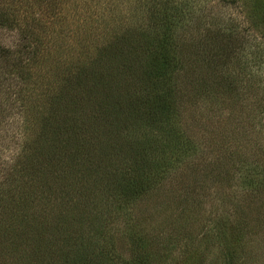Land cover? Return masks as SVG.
<instances>
[{
	"label": "trees",
	"instance_id": "trees-1",
	"mask_svg": "<svg viewBox=\"0 0 264 264\" xmlns=\"http://www.w3.org/2000/svg\"><path fill=\"white\" fill-rule=\"evenodd\" d=\"M122 1L129 2L128 7H136L135 12L142 8L144 13L139 14L144 16H132L130 10L125 14L112 13L107 6V11L94 17V13L82 10L88 6L87 0H74L73 12H61L63 0H0V33L9 32L16 37L14 45L6 47L0 43V129L14 130L6 133L10 142H14L11 137L16 133L24 138L21 154H16L13 168L3 176L2 181L9 183H0V264H119L120 256L104 252L98 242L80 232L82 223L79 230L78 226L72 228L81 210L95 213L91 205L78 203V207L82 206L80 211L76 203L72 208L68 206L70 171L75 169L81 183H85V176L96 175L99 184L103 175L113 186L103 188L111 192L112 201L136 200L144 191L150 195L165 183L180 180L181 172L196 165L192 157L195 153L213 157L217 147L231 150L226 147L230 138L245 139L250 145L247 151L234 152L241 163L234 171L231 165L225 182L235 193H241V202L247 208L255 206L264 214V150L261 143H250L252 139L264 138V97L257 108L254 105L256 114L253 111L245 117L246 125L215 127L212 135L205 138L191 131L198 122L197 116L190 120L185 117L187 104L192 106L196 103L192 100H198L190 91V83H197L210 96L200 105L216 104L213 100L217 98L224 103L247 82L245 74L240 73L241 79L236 69L243 67L245 51L264 60V0ZM51 7L53 12L48 11ZM104 21L112 23V31H118V36L103 48L93 47L92 54L83 50L84 59L92 60L93 66L82 77L70 78L73 69L70 63L64 64L70 67L68 74L66 69L61 70V82L52 88L54 81L45 78L47 74L39 75L46 64L37 63L47 58L65 62L73 45L87 46L79 31L90 38ZM249 29L261 34L262 43H252ZM120 44L125 45L123 51ZM101 61L105 66L97 69ZM117 76L121 79L116 89L132 84L131 94L127 92L128 96L119 103L122 120L115 121L116 118L113 121L117 125L108 127L124 134L119 164L110 167L99 158L97 162H89L92 157L85 159V152L97 150L96 140L102 134L98 125L88 126L96 129L90 138L89 128L84 135L80 133L83 128L77 126L62 145H55L52 129L59 122L50 121L66 116L63 110L67 112L68 107L78 108L89 98L88 91L116 83ZM178 78L182 80L177 90L173 81ZM243 86L248 94L254 91L250 85ZM42 88L50 107L47 116L41 112ZM102 116L95 122L106 128L110 122L106 125ZM252 135L257 137L251 138ZM106 148L98 146L103 160ZM58 155L63 156L62 160L55 159ZM81 156L85 165L77 163ZM214 162L211 159V165ZM12 177L20 182L18 193L10 186ZM254 200L261 202L246 203ZM61 203L67 209L58 213ZM114 204L108 206L114 208ZM72 211L74 218L69 216ZM236 226L242 231L248 224L242 220ZM224 261L234 264L235 257L225 252Z\"/></svg>",
	"mask_w": 264,
	"mask_h": 264
},
{
	"label": "rangeland",
	"instance_id": "rangeland-1",
	"mask_svg": "<svg viewBox=\"0 0 264 264\" xmlns=\"http://www.w3.org/2000/svg\"><path fill=\"white\" fill-rule=\"evenodd\" d=\"M73 1L63 0V4L60 6L61 12H73ZM108 3L110 5H107ZM86 4L88 6L82 10L94 13L92 14L94 17L107 11V6L110 8L109 12L112 13L125 14L130 10L132 16H137L135 14L144 16V14H139L143 10L142 8L135 12L136 7H128L129 2L127 1L87 0ZM48 11L51 12L52 7L48 8ZM138 21L134 25H137ZM113 27L112 23L101 22L97 25V29L92 31L90 38L84 31H79V36L85 39L87 46L76 47L73 45L74 48H72L71 53L66 54L68 59L65 62H57L50 58L39 61L37 65L46 64L45 70L42 69L39 75L47 74L48 76L45 78L54 81L52 88L61 82L60 75H63L61 71L63 69L67 70V74L70 67L73 69L70 78L82 77L85 71L93 66L92 60L84 59L83 50L88 49L89 54H92L93 47L96 49L97 46L103 48L115 39L118 36V31H112ZM249 35L252 43H262L261 34L259 35L249 29ZM15 39L13 33H0V43L6 47L14 45ZM120 45L121 51H123L125 45ZM118 49L120 48L118 47ZM245 55V58L241 59L245 62L243 67L240 66L236 69H238L239 74H245L247 82L243 84L250 85L254 89L252 93L248 94L246 89L243 90L242 84V90L230 100L223 103L220 98H217L213 100L216 104L204 106L200 105L199 102L206 99L210 100V96L205 95L197 83H190V91L198 97V100L196 98L192 101L199 104L196 106L193 103L192 106L187 104L185 117L186 120H190V117L195 118V115L197 116L198 122L191 129L197 137L205 138L212 135L211 131L215 127L227 129L235 123L244 126L247 122L245 119L247 114H254L253 111L256 114L258 102L264 97V60L255 59L250 50L245 51ZM67 63H70V67L64 66ZM104 66L105 62L101 61L98 63L97 69ZM241 74V79H243ZM52 77L57 79L54 80ZM117 77L119 79L116 83L104 85L105 89L88 91L89 98H85L87 95L84 96L85 100L78 108L68 107L67 112L63 110V114L66 116L59 118L56 116L53 121H50L54 124L59 122L58 126L54 125L52 129L51 137L55 145H62L61 142H64L77 126L83 128L80 133L84 135L89 128L90 134L87 138H90L96 129L94 126H88L98 125L100 127L97 128L102 134L96 140L97 150L85 152L87 155L85 159L92 157L89 162H97V158H99L100 161H106V165L109 163L110 167L119 164L125 144L124 134H120L118 131H110L108 127L113 128L117 125L113 121L116 118L115 121L122 120L121 115L123 113L119 103L125 99L127 92L129 95L131 94L132 84L128 83L116 89L115 85L119 84L121 79V76ZM36 78L38 81L42 80L39 77ZM181 80L182 78H178L173 81L175 89H180ZM41 94L40 102L44 100V108L41 112L47 116L50 113V107L46 105L48 98H45L47 95L45 89L42 88ZM55 107L60 109L58 105ZM101 116V120L105 121L106 125L109 122L111 125L109 123L104 128L95 122V119ZM39 118L41 119L40 116ZM256 120H259V117ZM11 131L14 130H8L7 127L0 129V183H9V180L2 181L3 176H5V171H11L13 168L14 158L17 153L21 154V146L23 145L24 138L17 133L11 137L14 142H10L6 133ZM256 137V135H252L251 138ZM227 142L226 147H230L233 152L225 147H217L213 157L203 152L195 153L192 157L196 165L190 170L181 172L180 180L165 183L163 187L150 195L144 191L136 200L133 198L132 200L121 201L113 198L116 201H112L111 192H106L107 189H103L113 187L109 184L111 182L108 179L100 175V183L98 184L96 175H91L89 178L85 176V183H81L79 177L74 174L75 169H72L67 182L69 190L66 191L69 199L68 206L72 208L76 203L77 209L80 211L82 206L78 207V203L85 204L87 207L91 205L90 208H93V213H95H83L81 210L76 215L75 225L72 228L76 229L78 226L79 230L80 223H82L80 232L98 242L104 252L120 256L118 258L119 264H225V252L233 254L235 257L234 264H264V214H260L262 211H257L255 206L247 208L246 204L241 202L239 195L241 193L238 190L235 193L234 188L231 189L230 184L225 182L227 177L225 173H231L232 169L234 171L241 163L234 152L236 150L242 151V149L247 151L249 143L245 139L243 141V139L233 140L232 138L227 139ZM253 142L261 143L264 150V138H256L250 141V143ZM75 143L76 140L73 144ZM100 145L102 147L107 146L106 154H104L105 160L102 159L103 154L98 151ZM103 149L105 150V148ZM202 155L204 157L200 158ZM83 157L81 156V160L77 163H86L85 159H82ZM62 158L61 155L55 157L58 160H62ZM203 159H208V161L203 162ZM211 159L212 161L215 159L212 165ZM8 173L11 174V172ZM11 179H13L10 183L12 191L18 193L20 182L16 177ZM33 188H37V185ZM258 200L246 203H260L261 201L258 202ZM109 203L116 204H114V208H111L108 206ZM58 208H61L58 213H61L63 208L67 209L64 203H61ZM73 214L72 211L69 216L74 218ZM256 218L258 219L256 220ZM239 220H243L244 223L248 224V227L242 228V231L239 230L236 226L240 222ZM216 228L218 232L215 230ZM114 261L118 262L117 258H114Z\"/></svg>",
	"mask_w": 264,
	"mask_h": 264
}]
</instances>
